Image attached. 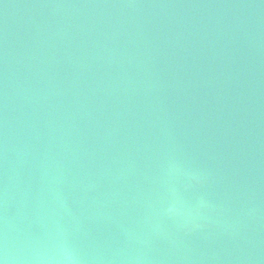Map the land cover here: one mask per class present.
Wrapping results in <instances>:
<instances>
[{"label": "water", "instance_id": "obj_1", "mask_svg": "<svg viewBox=\"0 0 264 264\" xmlns=\"http://www.w3.org/2000/svg\"><path fill=\"white\" fill-rule=\"evenodd\" d=\"M4 264H264V0H0Z\"/></svg>", "mask_w": 264, "mask_h": 264}, {"label": "clouds", "instance_id": "obj_2", "mask_svg": "<svg viewBox=\"0 0 264 264\" xmlns=\"http://www.w3.org/2000/svg\"><path fill=\"white\" fill-rule=\"evenodd\" d=\"M0 264H4V261L3 260H0Z\"/></svg>", "mask_w": 264, "mask_h": 264}]
</instances>
